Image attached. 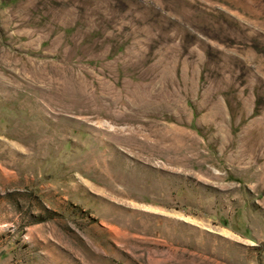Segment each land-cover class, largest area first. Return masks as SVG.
Segmentation results:
<instances>
[{"label":"rangeland","instance_id":"rangeland-1","mask_svg":"<svg viewBox=\"0 0 264 264\" xmlns=\"http://www.w3.org/2000/svg\"><path fill=\"white\" fill-rule=\"evenodd\" d=\"M0 264H264V0H0Z\"/></svg>","mask_w":264,"mask_h":264}]
</instances>
